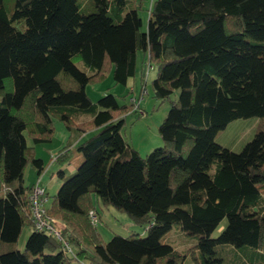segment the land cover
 <instances>
[{"label": "trees", "instance_id": "obj_1", "mask_svg": "<svg viewBox=\"0 0 264 264\" xmlns=\"http://www.w3.org/2000/svg\"><path fill=\"white\" fill-rule=\"evenodd\" d=\"M139 50L156 72L153 97L169 106L163 145L144 156L121 136L136 104L85 93L108 73L126 85ZM79 113L90 119L75 123ZM51 115L91 134L56 153L60 166L72 149L82 156L46 207L62 240L34 229L23 184L28 164L45 170L33 146L52 140ZM248 117L264 119V0H151L145 31L127 0H0V242L30 227L23 250L1 252L0 264H229L217 247L263 264L264 130L238 152L215 141ZM93 195L145 233L104 242ZM172 225L196 244L180 252L162 242Z\"/></svg>", "mask_w": 264, "mask_h": 264}, {"label": "rangeland", "instance_id": "obj_2", "mask_svg": "<svg viewBox=\"0 0 264 264\" xmlns=\"http://www.w3.org/2000/svg\"><path fill=\"white\" fill-rule=\"evenodd\" d=\"M127 2L137 7L138 16L141 19V31H145L147 28L148 10L151 5V0H127ZM146 62L147 54L139 50L137 52L135 75L133 78L129 79L126 85L115 84L111 74L108 73L103 81L95 84H87L85 86V93L92 102L97 101L100 97L109 93L115 95L120 104L130 103L133 98L139 102L136 108L134 106V109L125 113L121 136L142 156L163 145L162 139L158 133V126L169 108L167 102H160L153 97L151 81L155 77L156 72L155 70H150L145 78ZM74 63L78 68L84 69V65L80 60L75 59ZM140 112H142V114H140ZM51 119L53 127L59 129L61 126L63 130L66 129L58 117L51 115ZM88 119H90V115L84 113H79L73 117L75 123ZM257 130H264L263 118L248 117L235 119L230 121L223 129L216 133L215 141L231 151L238 152L243 145L253 137ZM89 135L91 134L87 133L84 137H88ZM26 140L27 144L30 146L31 141L29 138ZM52 141L53 139L50 142L36 144L33 147L34 149L36 147V152L41 155L44 150L43 148L54 150V148L57 149V147H61L60 145L63 143L60 142V138H56L53 143ZM34 149L33 155L36 157L37 154H35ZM47 152L48 150L44 153L47 154ZM57 152L58 151H54L51 156L55 155ZM56 167V165H53L51 169H48L49 167L45 168V181L50 179L51 172H55ZM68 177L70 176L66 175L65 178L58 177L56 181L50 183L49 186H45L47 195L45 207L49 205L52 196L55 195L61 183ZM37 178L36 169L31 164H28L23 175L24 186L29 187ZM92 197L99 218L95 226L104 242H108L114 235L126 237L131 233H138L140 235L145 233V229L133 223L126 213L118 211L111 206H103L98 197L95 195ZM225 225L226 218H224L212 232L211 237H217ZM29 232L30 227L24 226L15 243L0 242V253L9 250H23ZM162 242L169 243L178 251L184 252L187 248L196 244L197 237L183 232L178 225H172L170 230L163 236ZM216 250L220 251L221 255L229 264H250L245 260L243 252L238 249L220 250L219 247H217ZM182 264H193V262L190 257H187Z\"/></svg>", "mask_w": 264, "mask_h": 264}, {"label": "built area", "instance_id": "obj_3", "mask_svg": "<svg viewBox=\"0 0 264 264\" xmlns=\"http://www.w3.org/2000/svg\"><path fill=\"white\" fill-rule=\"evenodd\" d=\"M150 70H154V66L147 61L145 64V75L146 78L147 73ZM132 102L135 103L136 107L138 106V101L136 99H132ZM142 114V112H140ZM57 154L52 156V162L55 161ZM28 201L30 203V216L31 221L35 230L44 231L50 234H53L58 239L62 240L60 237V229L62 227L61 223L54 218L50 217L46 212V195L45 188L40 185V178L36 180V182L32 185L31 190L28 194ZM98 215L94 211H90V220L93 224L98 222ZM65 246H67L65 244Z\"/></svg>", "mask_w": 264, "mask_h": 264}, {"label": "crops", "instance_id": "obj_4", "mask_svg": "<svg viewBox=\"0 0 264 264\" xmlns=\"http://www.w3.org/2000/svg\"><path fill=\"white\" fill-rule=\"evenodd\" d=\"M128 81H129V79H128ZM128 81H127V83H128ZM84 136H85L84 134L78 136L74 132H69L66 129L63 130L61 126L59 129H56V127H54V134H53L52 139L54 141L56 138H60L61 139L60 142H63L60 145L61 147H57V149L54 148V150L43 148L44 150H43V153L41 155L36 152V150H35L36 147H35V149H34L35 154H37L35 158L41 159L45 168L49 167L48 169H51L53 165L57 166L56 171L51 172V177L49 180L45 181V177H46L45 176L46 174H44L45 170L42 172V174L40 176H38V178H40V185H42V187L45 188V186H49L50 183H53L54 181H56V179L58 177L65 178L66 175L72 174L74 172V170L80 165V163L82 162V156L75 149H72L67 163L64 165H61V166L59 164H57L56 162L51 161L52 160L51 155L53 154L54 151H58L60 148H62L67 142H70L71 145L74 146L79 141H81L84 138ZM53 141H52V143H53ZM46 150H48L47 154L44 153ZM60 170H63L62 174H59ZM35 181H33L30 184V186H32L35 183ZM43 184H44V186H43ZM45 194H46V192H45Z\"/></svg>", "mask_w": 264, "mask_h": 264}]
</instances>
